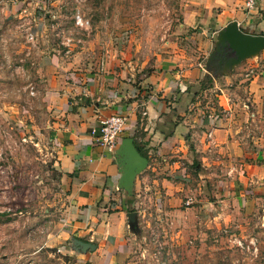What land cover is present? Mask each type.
Returning a JSON list of instances; mask_svg holds the SVG:
<instances>
[{
    "label": "crops",
    "instance_id": "0c3cea01",
    "mask_svg": "<svg viewBox=\"0 0 264 264\" xmlns=\"http://www.w3.org/2000/svg\"><path fill=\"white\" fill-rule=\"evenodd\" d=\"M232 21L243 33L264 36V0L249 11L242 8V0H185L180 23L162 42L169 50L148 75L136 80L118 60L103 67L79 55L43 61L50 73L58 146L54 164L66 199L67 226L57 237L76 243V250L87 244L89 248L79 251L83 258L111 264L128 257L137 233L126 215L145 199L173 213L189 211L181 203L190 199L184 169L192 152L199 153L207 172L222 173L221 197L226 201L220 202L247 209L264 206V51L216 80L199 60L209 63L218 32ZM173 35L186 40L182 49ZM204 75L211 78L210 87L200 93H214V103L206 99L199 109L192 97ZM110 115L127 116L112 153L94 146L90 135L98 119ZM123 139H131L146 159L129 193L119 186L117 151ZM135 221L148 224L137 214Z\"/></svg>",
    "mask_w": 264,
    "mask_h": 264
},
{
    "label": "rangeland",
    "instance_id": "374dc122",
    "mask_svg": "<svg viewBox=\"0 0 264 264\" xmlns=\"http://www.w3.org/2000/svg\"><path fill=\"white\" fill-rule=\"evenodd\" d=\"M184 4L0 0V264H99L79 254L83 246L76 250V243L57 237L67 226V213L54 164L58 146L45 58L79 55L102 67L118 60L136 80L169 50L162 42L180 23ZM75 12L88 22L85 28L73 25ZM173 37L182 49L186 40ZM199 60L214 80L236 66L219 69L217 61ZM194 87L192 99L199 109L206 99L214 103V93H200L210 84L201 81ZM195 155L190 153V166L184 169L190 179V210L173 213L166 206L164 211L161 203L147 199L130 207L148 224L135 221L131 252L111 264H264V206L247 209L220 202L222 173L207 172Z\"/></svg>",
    "mask_w": 264,
    "mask_h": 264
},
{
    "label": "water",
    "instance_id": "95a60500",
    "mask_svg": "<svg viewBox=\"0 0 264 264\" xmlns=\"http://www.w3.org/2000/svg\"><path fill=\"white\" fill-rule=\"evenodd\" d=\"M264 50V36L251 35L239 30L236 22L227 23L217 34L213 52L209 55L208 62L217 61L219 69H230L249 56L256 55ZM117 163L120 167V188L129 193L133 176L141 171L146 164V159L140 156L134 148L131 139H123L117 151ZM128 226L135 223V213L126 215ZM85 249L87 244H81Z\"/></svg>",
    "mask_w": 264,
    "mask_h": 264
},
{
    "label": "built area",
    "instance_id": "2783aa9c",
    "mask_svg": "<svg viewBox=\"0 0 264 264\" xmlns=\"http://www.w3.org/2000/svg\"><path fill=\"white\" fill-rule=\"evenodd\" d=\"M256 1L257 0H242V8L245 11H249L254 7ZM72 18L73 25L79 29L85 28L88 25V22L83 20L78 12H75ZM126 120L127 116L125 115H110L98 119L96 128L90 131L94 146L112 153L116 148L117 139L124 129ZM207 137L209 138L210 135L208 134ZM183 206L186 208L190 206L189 198L185 199Z\"/></svg>",
    "mask_w": 264,
    "mask_h": 264
},
{
    "label": "trees",
    "instance_id": "16d2710c",
    "mask_svg": "<svg viewBox=\"0 0 264 264\" xmlns=\"http://www.w3.org/2000/svg\"><path fill=\"white\" fill-rule=\"evenodd\" d=\"M201 81H205L209 84L211 82V78L208 75H204ZM138 152L140 153V155L145 156L139 149H138Z\"/></svg>",
    "mask_w": 264,
    "mask_h": 264
}]
</instances>
